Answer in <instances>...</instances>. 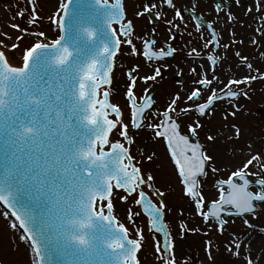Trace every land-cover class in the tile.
<instances>
[{
	"label": "snow or ice",
	"instance_id": "obj_1",
	"mask_svg": "<svg viewBox=\"0 0 264 264\" xmlns=\"http://www.w3.org/2000/svg\"><path fill=\"white\" fill-rule=\"evenodd\" d=\"M37 2L29 0V24L39 21ZM235 2L241 4V0ZM73 4L74 0H66L60 5L61 11L50 17L58 29L56 38L50 42H46L44 31L30 32L15 22V17L2 25L17 35L13 39L4 31L6 39H0V201L13 209L12 214L25 233L21 238L30 241L37 258L34 264H52L48 258L53 252L64 258L61 264H143L139 253L146 242L144 230L130 229L113 213L114 189H122L126 195L121 199L127 201L135 194L133 203L140 209L139 212L129 209L127 219L133 221L142 212L150 233L163 234L162 241L153 240L152 256L161 264H178L175 241L165 218L167 205L164 201L154 202L144 190L152 187L149 182L154 177L137 166L130 152L133 143L130 125L124 120L121 106L111 102L110 88L102 91V86L112 85L115 59L122 44L129 46L133 56L142 57L148 67L156 61L174 58L178 51L169 43L176 38L172 27L166 29L169 35L160 44L154 27L137 35L135 19L166 16V12L158 10L161 5L174 9L179 20L185 18L174 0H135L132 18L127 16L124 0H75V6L70 8ZM244 7L246 13H258L264 20V0H251ZM220 10L217 5L216 11ZM17 15L24 17L25 11L20 10ZM69 16L71 20L66 19ZM229 19L236 18L229 14ZM165 23L178 28L171 19ZM196 27L197 31L204 27L199 17ZM206 27L211 38L205 40L203 47L208 53L192 47L187 55L209 62L212 78L205 73L193 82L210 94L201 102L202 87L193 88L186 97L191 104L184 108L179 104L181 96L175 94L162 113L156 112L162 120L148 127L155 130L156 136L166 139L185 195L198 215L223 235L229 223L225 215L240 218L248 229H254L248 217H258L264 205V153L246 157L228 179L219 181L218 199L206 202L200 178L207 174L206 165L213 157L199 143L191 142L189 135L182 134L175 114L178 110L185 115L195 111L205 116L217 101L247 96V92L236 89L264 79V73L255 69L259 77L249 74L220 81L215 75L218 58L212 49L218 48L221 40L213 23L208 22ZM254 31L264 32V27ZM26 36L36 39L21 48ZM136 39L140 40L139 46L134 43ZM201 39H205L203 34ZM9 51L21 52L20 64L11 62ZM235 56L241 68L248 73L253 71L248 56L240 51ZM140 67L137 64L128 72L125 93L134 128L143 126L146 113L155 103L146 92L137 97L134 91ZM152 70L154 75L141 79L155 80L162 75L161 67ZM190 71L196 73L197 68ZM213 80L217 81L216 87H212ZM231 115L235 116V111ZM188 127L191 135L198 136L202 125L194 121ZM232 127L239 136L240 129ZM113 135L123 138V142L112 139ZM179 226L187 230L185 224ZM244 243L233 232L227 251L238 257L247 251L244 264H264V250L255 255L250 244L245 249ZM207 248L211 257V241Z\"/></svg>",
	"mask_w": 264,
	"mask_h": 264
},
{
	"label": "flooded vegetation",
	"instance_id": "obj_2",
	"mask_svg": "<svg viewBox=\"0 0 264 264\" xmlns=\"http://www.w3.org/2000/svg\"><path fill=\"white\" fill-rule=\"evenodd\" d=\"M155 2V0H154ZM126 5V12L129 18H132L134 13V3L135 0H124ZM176 8L181 10L184 20L181 21L179 18L175 17V10L168 8L167 5L159 6V11L166 12L167 15L164 17H152L149 20L148 17L143 19H135L136 34L139 35L141 32L147 33L151 28L157 29L155 38L160 44H163L164 40L167 39L169 33L166 30L168 27H172V32L175 34V40L169 41L174 47L177 48V53L174 58H167L165 60L156 61L151 67L145 64L142 57L133 56L129 51V46L127 44H122L121 51L117 53L115 59V65L112 73V85L109 86L111 91V100L114 103H118L124 112V120L129 123V133L133 139V143L130 146V152L132 156L135 157V161L140 164V166L149 168L148 163L149 157L155 154L156 156L161 155L160 149H165L168 155V162L170 165L176 167L174 160L171 157V152L166 145L165 139L155 135V130L148 127L150 124L159 123L162 120V116H157L156 112H163L165 109L160 108L162 101V96L166 98L167 93H171V98L175 94L179 93L181 100L185 101V104L189 106L191 101H187L186 97L188 93L195 87H202L194 84V80L202 78L206 73L209 78H212V70L209 67V62L199 58L189 57L187 53L192 47H197L198 51L205 54L208 53L207 49H204L203 45L205 40L210 39V30L207 29L206 25L208 22L213 23L216 32L219 35L221 44L218 48L212 49V51L217 55L218 64L215 68V75L219 77L220 81L226 82L228 79L240 76L239 74V58L235 56V52L240 51L243 55L248 56L246 52L241 51V44L239 41L247 40V37L253 39L252 35H249L254 23H255V13H246L244 5L251 3V0H241V4H237L235 0H174ZM220 6V11H216V6ZM139 6L138 4L136 5ZM157 9H153L156 12ZM229 14L233 15L236 19L230 20ZM199 17L204 24L199 31L196 27V18ZM254 17V18H253ZM171 19L177 27L171 25H166L165 21ZM118 27V25H114ZM201 34L204 36V40L201 39ZM138 46L140 40H134ZM228 46V47H226ZM141 65L140 69L136 72L137 76V86L134 91L137 97H142L145 92L147 95H151L154 100L153 109L146 113V119L144 120L143 126L134 132V127L130 123V108L128 100L125 96L127 86L129 84L128 72L131 71L135 66ZM167 65V66H165ZM203 65V67H201ZM161 67L162 75L156 77L155 80L141 79V77L148 75H154L153 68ZM197 68V72L193 73L190 71L191 68ZM217 86V81L213 80L212 87ZM240 91V87L236 89ZM163 93V95H162ZM202 101L206 100L210 91L202 87ZM218 94H220L218 92ZM238 100H224L217 101L213 108L209 109L205 116H200L199 113L195 111H190L187 115L182 112L176 113L178 117V122L181 124L182 134L189 135V139L193 143H199L202 146V150L206 152L207 155L212 156L209 152L208 142L204 137V128H207V119L209 113L216 111L219 107H224L228 104H234ZM170 103V101L168 102ZM181 107V105H180ZM191 117L192 121H199L202 127L198 130V136H193L189 133V122L187 117ZM149 120V121H148ZM191 124V123H190ZM116 139L123 138L114 135ZM142 159H145L143 161ZM148 159V160H147ZM213 161V160H212ZM233 164H231L232 167ZM156 164V169L160 168ZM223 170L230 169V166L222 165ZM212 162L207 165V170L212 171ZM234 170V169H233ZM230 174L227 173L226 176H220L222 180L228 179ZM218 179V178H217ZM216 179V180H217ZM215 180V182H216ZM206 190H204L205 199L210 202L213 199H218L219 188L212 187L206 184ZM255 190V188H253ZM215 192V197L210 198ZM208 193V195H207ZM248 219L252 220L254 223V229H248L242 222L240 218L228 217V225L225 228L223 235H221L216 228H205L203 230V238L200 240V244H203V249L200 251L199 258L194 256L188 262L189 264H194L198 262L200 264H244V260L247 258L248 253L243 252V263L240 262V256H235L229 251H227V244L229 238L233 232L237 233L241 240H244V244L247 247L251 246L252 253L259 255L262 250H264V205L261 206L260 214L258 217L249 216ZM234 221V223L232 222ZM231 226V227H230ZM250 233L246 234V231ZM211 241V257L208 255L207 243ZM231 258V259H230ZM237 258L236 260H234ZM142 259V257H141ZM143 264H157L156 258L154 261H148L147 259H142Z\"/></svg>",
	"mask_w": 264,
	"mask_h": 264
},
{
	"label": "rangeland",
	"instance_id": "obj_3",
	"mask_svg": "<svg viewBox=\"0 0 264 264\" xmlns=\"http://www.w3.org/2000/svg\"><path fill=\"white\" fill-rule=\"evenodd\" d=\"M64 2L65 0H38L39 21L33 25L28 23L31 10L29 0H0V39H6L2 35L4 31L9 32L13 39L15 38L16 32L10 28L2 27V25L12 21L13 17H15V22L21 24L22 27H27L30 32L44 31L48 37L46 42H50L51 39L56 38L58 31L50 17H55V14L61 11L60 5ZM20 10L25 11L24 17L17 15ZM255 15V23L249 32V35L254 38L250 39L249 36L245 43L241 44V51L248 54L249 62L253 64V71L248 73L244 68L240 67V76L251 74L259 77L260 73H264V32L257 33L254 31L257 28L264 27V20L260 18L258 13H255ZM35 39L36 37L26 36L22 43L20 41L16 42L21 43V48H24L33 43ZM254 40L256 43H253ZM6 43L10 44L11 41L6 40ZM8 55L13 64H20V51H9ZM239 63H241L240 60ZM255 69H259L260 73L256 72ZM240 87L241 92H247V96L241 95L237 103L228 104L213 111L215 114L212 112V116H208V126L203 129L204 137L208 142L209 152L213 157V161H211L212 167L216 169V171H213L214 175L226 176L229 171L239 167L246 157L257 152L264 153V118L256 113L257 108L264 109V81L258 78L250 85ZM164 96H162L160 104L161 109L166 108L168 102L172 99H170V92L167 93L166 98ZM179 104L182 108L187 107L183 100H180ZM234 111L235 116L231 115ZM187 118L189 124L193 123L191 117ZM233 125L240 129L241 134L239 136L236 135ZM208 136H212L214 139L209 140ZM160 153L161 155L156 156L155 150V154L149 159V168L144 167L142 164L141 170L143 173L154 177V180L149 183L152 184L154 191L164 195L167 205L165 218L169 222V228L174 237L176 259L179 264H184L194 256V253L199 258L200 251L203 249V244H200L204 234L202 230L209 226L204 223L196 212L193 202L185 195L184 185L179 173L174 166L169 164L165 149L161 148ZM142 160L145 161V159ZM156 164L161 167L156 169ZM231 164H233L232 167ZM222 165L230 166V169L225 168L226 170H223L221 169L224 168ZM257 170L253 169V171ZM203 184L205 185L206 181ZM202 188L206 190V187L203 186ZM146 192L154 197L150 189L146 188ZM124 195L126 193L123 191L114 190L113 213L120 222L127 225L130 229L139 228L144 230L146 242L139 256L141 257L142 255L144 260L154 261L155 257L152 256L155 251L153 240H161V238L158 234L150 233L146 227V217L142 212L138 217L133 218V221L127 219L129 209L137 212L140 209L133 203L136 198L134 194L127 201L121 199ZM210 196V198H214L215 192ZM154 200L159 203L155 197ZM13 223L17 224L16 228L12 227ZM181 224L186 225L189 234V238L186 241L180 239L182 228L179 225ZM192 229H196V231ZM248 233L250 232L247 230L246 234ZM22 236L24 235L19 229L17 221L0 207V264H34L37 258L34 256L28 240L22 239ZM243 247L245 249L248 248L246 244ZM245 253L248 252L245 251ZM244 255L239 257L241 263H243L242 256ZM160 262L156 259L157 264H160Z\"/></svg>",
	"mask_w": 264,
	"mask_h": 264
},
{
	"label": "water",
	"instance_id": "obj_4",
	"mask_svg": "<svg viewBox=\"0 0 264 264\" xmlns=\"http://www.w3.org/2000/svg\"><path fill=\"white\" fill-rule=\"evenodd\" d=\"M66 1V0H65ZM75 6V0H74V4L70 6V8ZM66 19L71 20V16L67 17ZM259 113L261 115L264 114V110L259 109ZM0 163H2V158H0ZM0 203H2L8 210H10L13 213V209L10 208L7 204H5L4 202L0 201ZM23 229V228H22ZM24 235V234H23ZM163 235V234H162ZM28 244L29 241H28ZM51 260L52 264H61V261L64 259L62 256L58 255L57 253L53 252L50 257L48 258Z\"/></svg>",
	"mask_w": 264,
	"mask_h": 264
}]
</instances>
